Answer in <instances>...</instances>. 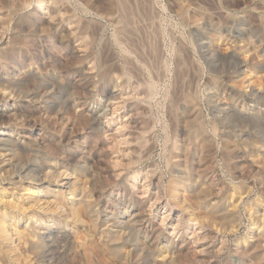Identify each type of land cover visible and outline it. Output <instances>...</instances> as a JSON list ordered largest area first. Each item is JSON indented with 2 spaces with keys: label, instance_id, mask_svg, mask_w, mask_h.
Returning a JSON list of instances; mask_svg holds the SVG:
<instances>
[{
  "label": "rangeland",
  "instance_id": "1",
  "mask_svg": "<svg viewBox=\"0 0 264 264\" xmlns=\"http://www.w3.org/2000/svg\"><path fill=\"white\" fill-rule=\"evenodd\" d=\"M0 124L73 178L14 262L264 264V0H0Z\"/></svg>",
  "mask_w": 264,
  "mask_h": 264
},
{
  "label": "bare ground",
  "instance_id": "2",
  "mask_svg": "<svg viewBox=\"0 0 264 264\" xmlns=\"http://www.w3.org/2000/svg\"><path fill=\"white\" fill-rule=\"evenodd\" d=\"M62 2H63V0H56V4H60ZM10 51H8L7 54L10 53ZM152 89H154V88L152 87ZM194 103L195 102L191 101V105H194ZM195 107H196V105H195ZM1 117L4 118V115L3 116L1 115ZM35 148H37V147H35ZM35 148H34L33 144L30 141H28V139L26 137L16 133L14 131V128L12 129V128L8 127V126H5L4 124H0V180L6 184V187L8 189L9 188L12 189V191L14 189H15V191L18 190V189H21L23 192L33 193V191L38 192V191H40L41 188H43V186H46L47 189H51V192L53 194V198H52L53 199V204L51 206H55V204H56V206H58V203L62 202L63 198H64V195L62 194L63 193L62 191L66 190V191L71 192L72 181L73 180H71L70 178H72V177H71V175L67 174L66 171H61L60 172L59 169H56V170L49 169V171H47L46 173L42 172L44 174V176L41 177L40 174H36L37 171H34L33 169H31V167H29L30 165L21 166V168H20L18 166V164H20V161L23 158L24 159L26 158L28 161L32 160L33 162H37V163L39 162L38 160L42 159L39 156L40 153H42V152L40 150H38V149H35ZM48 159H50V158H48ZM52 165H55V163L53 162ZM54 187H57L55 189H58V187H59V189L60 188H62V189H61V191L60 190L54 191L53 190ZM7 188H5V190ZM209 190H210V188H209ZM2 191H3V189H2ZM41 191H43V190H41ZM46 193H47V191H46ZM0 195H2V192H1ZM84 200H85V198H84ZM35 205H37V204H35ZM56 206H55L56 209L59 208V207H56ZM91 206H92V204H89L88 202L85 203V207H86L85 209H89L90 210ZM16 207H18V205L15 204L14 202H12V200L10 201V200L5 199L4 197H0V264H19L16 261L14 262L13 260H11L10 255H8L4 251L3 246H2L4 242H10L12 240V237L9 235V232H8V229H7L8 226H9V222L12 225H14V226H16V224H18V222H20V220H19L20 217L19 216H15V215L13 217H11V219H7V216L9 215V211H13L14 212ZM82 207H83V205H82ZM52 208L54 209V207H52ZM59 210H60V208H59ZM53 212H54V210H53ZM212 217H214V216H212ZM254 226H256V225H254ZM22 229H23L22 232H20V231L17 230V228H15V233H16L15 236H17L18 239H19L20 238L19 235L24 233L22 235H25L24 237H27L26 239L24 238L25 239L24 241H25V244H27L28 252H32L31 254H33V252H36L39 249V244H35L34 242H32V243L30 242V238L33 235V229L30 226H28V225H26L25 227L23 226ZM76 232L73 231V233H76ZM75 235L77 237V234H75ZM122 238L123 237L120 234H116L114 236V238H113L115 243H116L115 246L117 248H119V249H120V247L122 248V246H117V245L120 243V241L123 240ZM21 239L22 238H20V240ZM81 244H82V245H80L81 249L85 250L84 244L83 243H81ZM24 246H26V245H24ZM78 246H79V244H78ZM119 249L116 250V251H120L121 250V249L120 250ZM90 250H92V249H90ZM123 253L126 254V252H123ZM127 254L125 256H127ZM256 255L260 256L259 251H256ZM128 256H127V258H128Z\"/></svg>",
  "mask_w": 264,
  "mask_h": 264
}]
</instances>
